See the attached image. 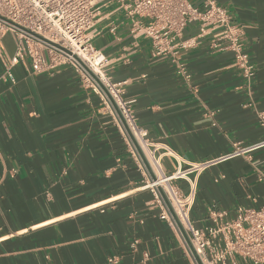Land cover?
Returning <instances> with one entry per match:
<instances>
[{
    "label": "crops",
    "instance_id": "1",
    "mask_svg": "<svg viewBox=\"0 0 264 264\" xmlns=\"http://www.w3.org/2000/svg\"><path fill=\"white\" fill-rule=\"evenodd\" d=\"M217 2L242 27L250 78L231 50L211 47L222 29L181 49L187 79L170 56L153 55L150 39L131 32L116 3L103 8L96 25L103 70L121 83L168 172L180 162L225 156L236 142H264V0ZM198 33L191 22L183 38ZM15 47L7 35L5 56L0 51V264H194L145 188L149 170L103 96L70 64L34 71L22 60L11 66L15 81L6 79ZM178 183L188 191L187 181ZM196 189L191 217L199 226L210 222L211 206L232 215L238 206L260 207L264 145L212 164L196 177Z\"/></svg>",
    "mask_w": 264,
    "mask_h": 264
},
{
    "label": "built area",
    "instance_id": "2",
    "mask_svg": "<svg viewBox=\"0 0 264 264\" xmlns=\"http://www.w3.org/2000/svg\"><path fill=\"white\" fill-rule=\"evenodd\" d=\"M111 3L125 10L134 35L151 40L153 55L170 56L185 78L189 79L190 74L180 61L181 49L195 46L198 36L213 29H222L223 34L212 40L211 47L216 51L231 50L234 64L247 77L253 76L254 68L243 46L242 27L234 23L232 15L217 0H0V51L3 52L7 35L12 36L16 45L13 56L7 58L9 66L5 78L14 82L11 66L27 59L34 71L61 64L72 65L83 83L98 91L108 108L115 111L119 127H129L147 160L146 163L130 137L128 142L132 144L134 157L141 167L144 165L149 170L145 188L154 193L155 202L162 209L161 217L176 226L194 264H200L198 259L201 264H239V259L247 264H264V204L260 207L238 206L235 215L211 206L210 222L203 226L197 225L191 217L196 177L212 164L248 154L264 142L253 146L236 142L233 151L225 156L186 165L179 161L177 169L168 172L158 146L138 124L132 102L124 98L121 83L113 82L104 72V58L93 44L94 37L100 33L96 25L102 10ZM191 22L199 23V33L184 39V30ZM116 27L113 24L110 30L114 31ZM44 52H47L48 61ZM98 56L100 60L95 63ZM143 144L150 150L151 157L147 156ZM165 150L175 154L168 147ZM180 180L187 181V192L178 183ZM137 243L135 240L132 247ZM110 261L117 262V259L110 258Z\"/></svg>",
    "mask_w": 264,
    "mask_h": 264
},
{
    "label": "water",
    "instance_id": "3",
    "mask_svg": "<svg viewBox=\"0 0 264 264\" xmlns=\"http://www.w3.org/2000/svg\"><path fill=\"white\" fill-rule=\"evenodd\" d=\"M119 111V110H118ZM119 113H120V111H119ZM120 115H121V113H120ZM122 120H123V118H122ZM125 122V121H124ZM126 128H127V130H128V132H129V134H130V136H131V138H132V140L134 141V143L136 144V146H137V148H138V150H139V152H140V154L142 155V157L144 158V160L146 161V163H147V160H146V157H145V155H144V153H143V151L141 150V148L139 147V145H138V143H137V141H136V139L134 138V136H133V134H132V132L130 131V129H129V127L126 125ZM161 190V192H162V194H163V196L165 197V195H164V193H163V190L162 189H160ZM197 259H198V257H197ZM198 262L201 264V262H200V260L198 259Z\"/></svg>",
    "mask_w": 264,
    "mask_h": 264
},
{
    "label": "bare ground",
    "instance_id": "4",
    "mask_svg": "<svg viewBox=\"0 0 264 264\" xmlns=\"http://www.w3.org/2000/svg\"><path fill=\"white\" fill-rule=\"evenodd\" d=\"M85 58H86V57H85ZM99 60H100V56L96 57V58H95V63L99 62ZM94 70H95V71L98 70L97 66H94ZM143 148H144V151L146 152L147 156H148V157H151V152H150V150L148 149V147L146 146V144H143Z\"/></svg>",
    "mask_w": 264,
    "mask_h": 264
},
{
    "label": "rangeland",
    "instance_id": "5",
    "mask_svg": "<svg viewBox=\"0 0 264 264\" xmlns=\"http://www.w3.org/2000/svg\"><path fill=\"white\" fill-rule=\"evenodd\" d=\"M44 55L46 56L47 55V52H44Z\"/></svg>",
    "mask_w": 264,
    "mask_h": 264
}]
</instances>
